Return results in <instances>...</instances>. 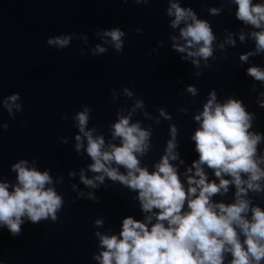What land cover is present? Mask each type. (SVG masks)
Masks as SVG:
<instances>
[{"label": "clouds", "instance_id": "1", "mask_svg": "<svg viewBox=\"0 0 264 264\" xmlns=\"http://www.w3.org/2000/svg\"><path fill=\"white\" fill-rule=\"evenodd\" d=\"M132 2L147 5L151 0ZM220 4L209 7V15L218 16L223 8L235 5V18L243 27L236 32L224 29V39L218 43L209 20L200 18L191 6H182V0H167L164 11L173 30L168 34L171 49L200 76L203 69L211 68L209 61L216 59L217 50L223 57L228 47L237 45V39L241 43L251 40L254 48L239 54V61L249 64L246 75L264 86V66L249 63L251 57L264 54V0H220ZM228 10L231 12L230 7ZM94 35L101 43L90 49L93 56L106 53L109 47L123 52L126 33L120 27L98 29ZM73 38L81 36L59 34L49 36L46 43L64 49ZM83 42L88 43L87 35ZM157 44L163 47L164 41ZM80 53L88 55L84 48ZM251 90L258 92L257 104L264 108V90H258L256 84ZM184 92L199 95L194 84H187ZM111 95L113 103L121 95L132 103L118 107L116 119L107 125V137L96 125L89 126V104L71 116L77 129L74 151L86 154L90 162L78 170L70 169L68 177L79 178V184H71L77 198L95 203L100 200L95 190L110 187L106 181L127 188L136 193L132 200L138 202L142 218L123 217L120 230L114 232L104 227L106 217H97L93 222L97 250L92 253L96 264H264V206L257 199H264V132L254 128L256 113L240 98L230 95L221 101L216 90H210L192 117L197 127L190 140L198 158L190 165L185 163L179 150V130L172 122L163 153L150 169L142 158L152 148L154 130L151 123L144 126V121H173L171 113L158 107L154 116L144 99L127 86L121 91L113 88ZM0 107L15 119L23 111L20 93L0 96ZM179 111L186 115L189 109L180 107ZM137 114L143 120L134 119ZM61 118L68 119V115ZM8 128V123L0 121V131ZM60 139L63 144L69 142L67 136ZM37 163L35 157L13 162L14 181L0 175V229L7 228L12 236L22 234L26 221L56 222L64 207V197L56 188L64 177H53L49 168L41 170ZM230 191L232 198L226 201L223 198Z\"/></svg>", "mask_w": 264, "mask_h": 264}, {"label": "water", "instance_id": "2", "mask_svg": "<svg viewBox=\"0 0 264 264\" xmlns=\"http://www.w3.org/2000/svg\"><path fill=\"white\" fill-rule=\"evenodd\" d=\"M182 6H191L200 18L209 20L218 43L224 39V29L236 32L243 27L235 18V5L223 8L218 16L209 15L207 9L221 7L220 0H182ZM166 7L167 0H151L147 5L132 0H0V96L19 92L23 105L15 119L0 107V121L9 124L7 130L0 131V175L14 181L10 165L20 158L35 157L41 170L49 168L53 177H64L56 188L65 200L56 222L26 221L20 236L0 229V264H96L92 259L97 250L94 220L104 216V227L118 232L123 217L142 218L138 202L132 200L136 193L127 188L106 181L110 187L95 190L100 197L95 203L77 198L71 184H79V178L68 177L70 169L78 170L90 162L86 154L74 151L77 129L71 116L83 104H89V126L96 125L107 137V125L116 119L118 107L132 103L123 95L113 103V88L121 91L127 86L144 99L154 116L158 107H164L173 117V121L162 119L160 124L144 121V126L151 123L154 130L152 148L142 158L150 169L163 153L172 122L179 130V150L185 163L190 165L198 158L190 140L197 127L192 117L212 89L221 101L230 95L240 98L249 111L256 113L255 130L264 132V108L257 104L258 92L251 90L252 84L258 90H264V86L247 76L249 64L239 61V54L254 48V43L237 39V45L228 47L223 57L217 50L216 59L209 61L211 68L196 76L191 63L182 61L171 49L168 34L173 30ZM115 26L126 33L123 52L109 47L106 53L93 56L90 49L101 43L94 33ZM137 28L142 31L137 33ZM73 32L81 39L73 38L67 48L57 49L46 43L49 36ZM84 35L88 37L86 45ZM160 40L163 47H158ZM81 48L88 55H81ZM249 63L264 66V54L251 57ZM187 84L198 88L197 97L184 92ZM180 107H187L189 112L181 113ZM62 114L68 119H62ZM134 119L143 117L137 114ZM65 136L68 144L61 143L60 138ZM183 170L181 166V173ZM79 187L84 188L82 184ZM231 198L230 191L223 199ZM257 199L264 206V199Z\"/></svg>", "mask_w": 264, "mask_h": 264}]
</instances>
